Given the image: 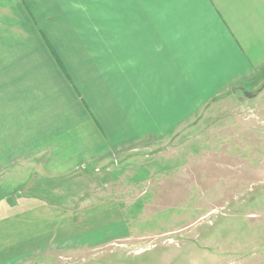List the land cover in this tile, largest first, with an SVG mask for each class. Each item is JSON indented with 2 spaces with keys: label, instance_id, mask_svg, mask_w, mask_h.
<instances>
[{
  "label": "rangeland",
  "instance_id": "374dc122",
  "mask_svg": "<svg viewBox=\"0 0 264 264\" xmlns=\"http://www.w3.org/2000/svg\"><path fill=\"white\" fill-rule=\"evenodd\" d=\"M107 2L0 0V215L33 201L75 207L113 197L134 235L25 264H264V68L170 136L106 164L47 182L14 156L34 94L58 72L40 32L90 97L108 81Z\"/></svg>",
  "mask_w": 264,
  "mask_h": 264
},
{
  "label": "crops",
  "instance_id": "0c3cea01",
  "mask_svg": "<svg viewBox=\"0 0 264 264\" xmlns=\"http://www.w3.org/2000/svg\"><path fill=\"white\" fill-rule=\"evenodd\" d=\"M107 9L108 81L89 97L53 46L69 79L50 52L55 82L36 91L40 101L26 114L14 156L47 182L170 136L227 89L252 85L264 68V0H108ZM133 237L116 198L75 207L33 201L0 215V264Z\"/></svg>",
  "mask_w": 264,
  "mask_h": 264
},
{
  "label": "trees",
  "instance_id": "16d2710c",
  "mask_svg": "<svg viewBox=\"0 0 264 264\" xmlns=\"http://www.w3.org/2000/svg\"><path fill=\"white\" fill-rule=\"evenodd\" d=\"M23 4H24V6H25V2H24V1H23ZM25 7H26V6H25ZM27 9H28V8H27ZM30 15H32V14L30 13ZM32 17H33V16H32ZM34 22H35V21H34ZM40 33H41V35H42V37H43V39H44V41H45V43H46L48 49H49L50 52L52 53V55H53L54 59L56 60V62L58 63L59 67H60L61 70L64 72V74L66 75V77L69 79V76H68V74H67V72H66V69H65L63 63L61 62V60H60L58 54L56 53V51H55L53 45L51 44V42L49 41V39L47 38V36H46L43 32H40Z\"/></svg>",
  "mask_w": 264,
  "mask_h": 264
},
{
  "label": "snow or ice",
  "instance_id": "6c2138e0",
  "mask_svg": "<svg viewBox=\"0 0 264 264\" xmlns=\"http://www.w3.org/2000/svg\"><path fill=\"white\" fill-rule=\"evenodd\" d=\"M155 2H159V3H180V2H183V0H155Z\"/></svg>",
  "mask_w": 264,
  "mask_h": 264
}]
</instances>
